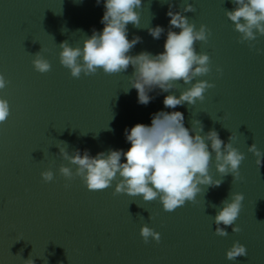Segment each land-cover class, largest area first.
<instances>
[{"label": "water", "instance_id": "obj_1", "mask_svg": "<svg viewBox=\"0 0 264 264\" xmlns=\"http://www.w3.org/2000/svg\"><path fill=\"white\" fill-rule=\"evenodd\" d=\"M171 2L173 12L211 33L207 43L195 44L197 53L210 58L209 74L196 79L214 87L190 108L163 105L165 96L179 97L190 84L178 83L174 92L156 89L149 93L153 99L141 105L135 89L124 92L131 66L122 74L98 70L75 79L60 65V43L82 47L93 30L102 31L104 0H0V74L8 81L0 98L10 107L0 124V264H26L29 258L34 264H264V155L258 170L247 151L254 143L264 154V36L251 48L248 42L237 43L239 34L225 16V10L234 9L231 0H187L196 10L190 13L182 11L184 0ZM168 10V3L142 0L140 28L127 26V38L139 36L142 42L129 55L163 52ZM156 26L165 29L158 40L148 34ZM39 51L51 65L44 74L32 67ZM160 111L183 113L188 128L199 120L201 135L214 129L225 143L232 135L233 147L245 157L242 179L232 182L229 174L220 187L202 188L195 203L166 212L158 198L144 202L139 196H114L119 177L106 190L89 191L80 178L69 181L59 174L61 165L75 171L59 148L69 155L87 150L92 157L109 149L126 152L131 145L125 129L150 126ZM48 170L53 180L45 183L41 173ZM209 174L221 179L214 157ZM230 193L244 196L231 226L241 231L232 233L229 227L228 235L219 237L213 217ZM143 226L160 234L159 243L143 242ZM234 242L247 255L229 261L225 253Z\"/></svg>", "mask_w": 264, "mask_h": 264}, {"label": "clouds", "instance_id": "obj_2", "mask_svg": "<svg viewBox=\"0 0 264 264\" xmlns=\"http://www.w3.org/2000/svg\"><path fill=\"white\" fill-rule=\"evenodd\" d=\"M82 2V0H78ZM168 3L169 30L163 52L153 55L141 52L129 55L130 51L142 42L141 37H128L127 26L140 28V13L142 0H104V14L100 21L104 25L102 31H92V35L83 41L82 47H71L67 41L59 44V63L69 70L70 76L79 79L95 75L102 70L106 75L122 74L131 66L133 69L128 79L131 89L137 92V102L147 105L153 97L149 93L159 89L160 92H174L176 85L183 83L191 85L180 92L179 97L170 94L164 97L163 105L167 109L178 106L192 107L197 101L203 102L204 93L214 87L207 81L197 80L210 72V58L207 54L197 53V42L207 43L210 31L203 24L197 29L180 11L173 12L171 0H160ZM100 0H97V4ZM183 13L195 12V8L184 0ZM234 9L225 10L226 18L233 24V30L239 34L237 43L248 42L249 47L258 36H264V0H231ZM172 29H179V32ZM165 29L156 26L148 28V34L154 39H160ZM36 41H33L35 43ZM41 51V50H40ZM40 51L32 60L33 70L44 74L51 70L50 63L44 59ZM221 70L217 68V72ZM196 81L193 83V81ZM8 81L0 74V90L5 89ZM10 115L8 101L0 98V124L6 122ZM191 128L185 127L184 115L179 111L155 113L151 125L136 124L130 130L125 129L126 142L131 146L123 150L100 152L95 157L85 150H75L71 155L65 149L59 148V156L70 166L61 165L59 174L66 180L75 177L81 179L89 191L106 190L117 180L113 195L126 194L130 197H141L144 202L159 199L166 212H171L186 202L195 203L196 196L207 188H218L223 183V177L231 175L232 182L241 180L239 168L244 155L233 147L232 135L225 143L219 138L216 130L203 132V124L199 120L191 121ZM111 130V129H109ZM62 142V141H61ZM63 144L67 145L65 142ZM247 151L256 159L259 170L262 165V154L253 143ZM215 163V171L221 179L213 180L209 174L211 164ZM124 162H121V160ZM45 182L53 180L52 171L41 173ZM67 187V185H65ZM243 194L230 193L228 199L221 201L222 207L213 217L214 235L226 237V228L231 227L238 219ZM213 207H216L213 205ZM223 226V227H221ZM232 233H239V227H231ZM145 244L149 238L159 243L160 234L147 226L139 232ZM19 241V240H18ZM17 241V242H18ZM247 255L246 248L234 242L225 253L229 261ZM26 264H34L32 259Z\"/></svg>", "mask_w": 264, "mask_h": 264}]
</instances>
